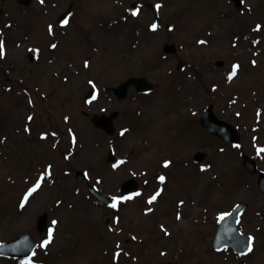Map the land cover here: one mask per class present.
<instances>
[{
    "label": "rangeland",
    "instance_id": "obj_1",
    "mask_svg": "<svg viewBox=\"0 0 264 264\" xmlns=\"http://www.w3.org/2000/svg\"><path fill=\"white\" fill-rule=\"evenodd\" d=\"M72 2L73 15L59 24ZM133 3L136 15L129 12ZM244 3L238 12L232 0H33L30 6L0 0L12 24L0 56V243L24 233L39 240L37 218L47 212L55 232L47 247L42 242L38 248L36 264H228L210 253L220 211L248 201L252 212L263 201L242 154L254 156L255 143L264 145V0ZM166 44H175L176 53L167 54ZM131 76L146 77L157 95L109 103L105 89ZM91 88L99 96L87 103ZM137 103L146 105L142 119L133 115ZM210 104L238 127L241 147L223 143L191 118ZM105 109L121 112L115 120L121 133L111 138L91 120ZM109 150L116 162L118 152L125 154L123 171L107 162ZM197 151L208 154L203 173L193 164ZM167 154L192 163L171 172V185L157 191L159 206H150L159 164L172 158ZM41 160L56 167L44 181L32 173ZM78 170L116 204L122 178L136 174L140 197L106 209L75 178ZM25 189L31 194L22 213ZM180 199L188 202L186 218L175 225ZM258 238L248 262L255 257L264 264V240Z\"/></svg>",
    "mask_w": 264,
    "mask_h": 264
},
{
    "label": "flooded vegetation",
    "instance_id": "obj_2",
    "mask_svg": "<svg viewBox=\"0 0 264 264\" xmlns=\"http://www.w3.org/2000/svg\"><path fill=\"white\" fill-rule=\"evenodd\" d=\"M72 5V11L74 10V7H75V4L74 2L71 3ZM70 7V6H69ZM72 13V12H71ZM73 15V14H72ZM70 16V15H69ZM12 32V24H11V21H10V18H9V13L6 15L5 11L3 8L0 7V40L3 41V45H4V48H7L8 45H9V40H10V33ZM32 33L35 32V29L31 31ZM118 86V85H117ZM113 87H116V86H113ZM132 95H135L136 97H139L141 95H136L134 92H130L129 93V97L126 99V100H123V99H119V98H114L110 95L107 94V101L110 103V102H116V103H124L126 101H130V96ZM145 111H146V105H142V104H135L134 105V109H133V115L134 117L138 115H141L140 117L144 116L145 115ZM105 112L106 114L109 112L108 109H105ZM196 113H199V111H195ZM195 112H192L195 113ZM204 112V111H203ZM110 113H115V120H117L120 115H121V112L119 110H110L109 114ZM195 113V115H196ZM203 115V113H202ZM191 118H194L193 120L197 123L198 127H200V123H199V120H200V117L199 118H196L194 116H192ZM140 119V118H139ZM67 123H70L71 120L67 119L66 120ZM33 133V129L30 127L29 130L27 131V134H32ZM41 134V132L39 133V135ZM132 156L135 155V152L133 151L131 153ZM171 157H169L170 159V162H168V166L165 167V164L161 163L159 164L160 167L158 168L159 169V172L156 173L154 175V178L157 182V187L154 189V191H157L163 184L166 185V187L170 186L172 183L171 181V172L175 171L176 174L177 172H180L181 170H183V168H187L188 167V162L186 159H182L181 157L180 158H174L173 155L171 154H168ZM120 158L122 160V163L120 165V170L123 168L126 167V165H128V161H127V158L125 157V155H120ZM70 159V158H68ZM259 162L261 163V166L264 167V158H258ZM127 161V162H126ZM31 162V161H30ZM37 164V163H36ZM196 171H198L199 169V164H196ZM35 167V166H34ZM33 167V168H34ZM51 168H55V163L53 162H43L42 160L41 161H38V164L36 165V171H32V173H36L35 176H40L41 177V180H44V176H45V172L46 171H49L51 170ZM175 168V169H174ZM122 169V171H123ZM263 172H264V169H261ZM59 172H61V170L59 169ZM199 172V171H198ZM65 176H68V177H72V170H67L66 173H64ZM54 176H57V173L54 175ZM51 175L49 174L47 176V178H50ZM137 177V178H136ZM161 177H163L164 179L161 180ZM122 178V177H121ZM138 176H136V174H132L131 177H127L126 179L125 178H122V182H121V185H120V189L118 190L119 192V196L121 197V194H120V190H121V186L123 185V183L127 180H130V179H136L138 180ZM256 179H258L257 176H255ZM27 181L29 182V179H27ZM257 182V180H256ZM260 193V192H259ZM118 196V194H117ZM156 196V195H154ZM261 198H262V202L260 203V207L259 209H256V210H252L251 212V207L253 208L252 204H248V201L245 202L244 204H246V210L245 212L241 215L240 219H239V223H238V229L240 230V232L242 234H244L245 236L247 237H252L253 238V251L250 252V253H247V254H240L238 252H236L237 249H234V248H231V247H222L223 246V242L219 239L218 242H217V249L214 245V240H215V237L217 235V232L220 228V224H221V217L226 213L224 212L222 215L220 214L219 218L217 219L216 222H214V230H213V234H212V239L210 241V253H212L213 255V258L214 259H218L219 261L221 260V258H223V260L225 262H228V264H257L256 262V259L254 257V260L252 261H249L248 262V257L250 256V254L252 253L254 255V252L257 248V245H258V240H260V238H258V234L261 235V238L264 240V195L260 194ZM140 195H138L137 197H134V195H130L128 196L127 198H121V201L119 203H126V202H129L131 200H134L136 198H139ZM130 198V199H129ZM160 200H161V196H156V199L155 200H152L151 201H155L154 202V207L155 206H159L160 204ZM241 204V203H240ZM176 206V209H175V212H174V216H173V219L174 221L176 222L175 225L178 224V219L179 218H183L185 220L186 216H185V212L182 211V209L184 207H187L188 206V202L186 200H178L175 204ZM237 205H234L233 207H229L227 208L226 210H228L227 213H230ZM155 212V210H152L150 211V214H153ZM221 212V211H220ZM179 217V218H178ZM203 219H204V212H203V215H202ZM167 235L170 237L171 234H172V231H169L167 228ZM224 242H233V239L231 237L229 238H226L224 240ZM225 246V245H224ZM235 248H237V245L234 241V245H233ZM222 247V248H221ZM260 251L263 252L264 251V246L262 245L261 248H260ZM7 259V258H6Z\"/></svg>",
    "mask_w": 264,
    "mask_h": 264
},
{
    "label": "water",
    "instance_id": "obj_3",
    "mask_svg": "<svg viewBox=\"0 0 264 264\" xmlns=\"http://www.w3.org/2000/svg\"><path fill=\"white\" fill-rule=\"evenodd\" d=\"M236 6L238 9L241 7V0H234ZM22 4H29L30 2L28 0H21ZM166 52H174L175 48L173 46H166L165 48ZM134 86L135 90L137 92H148L151 91L154 87L146 80L145 78H130L128 79L123 85H121L118 89L110 90L111 93L115 94L116 96L120 98H125L127 95L128 89ZM115 117V115H112L111 117H105V116H95L93 118V122L96 127L104 129L109 134L114 133L113 123L112 120ZM202 125L210 130L212 133L226 139L229 141H232L234 143H240V137L238 133H236V130L221 121H219L211 112H208L205 117L201 121ZM197 159H202V157H198ZM111 160V158L109 159ZM244 166L248 170L254 172L253 170V164L248 159V156H244ZM78 177L85 183L87 186L88 191L97 197V199L107 205L111 204V201L107 199L106 197L100 195L96 189L92 188L87 179L86 176L82 173H78ZM263 182V181H262ZM261 182V188L263 189L264 183ZM132 182L127 183L124 186V189L129 191L130 189H135V185H131ZM131 185V186H130ZM243 210V208L237 209L232 215L227 217V220L222 227V233L223 235L227 234L228 236H231V238L234 240L235 238H238V233L236 230L237 221L239 218L240 212ZM47 216L44 215L39 219L38 223V230L42 233V237L46 234V226H47ZM227 223V224H226ZM226 237V236H224ZM245 245V243H244ZM36 247V242L30 237V236H24L21 237L19 240L12 242L11 244H6L0 247V253H7L11 254L12 252L19 251L21 252V249H23L25 252V255H30L33 251V249ZM20 249V250H19ZM27 253V254H26ZM17 255V254H16Z\"/></svg>",
    "mask_w": 264,
    "mask_h": 264
},
{
    "label": "snow or ice",
    "instance_id": "obj_4",
    "mask_svg": "<svg viewBox=\"0 0 264 264\" xmlns=\"http://www.w3.org/2000/svg\"><path fill=\"white\" fill-rule=\"evenodd\" d=\"M41 3H43V0H41ZM159 7V6H158ZM133 15H136V13L134 12ZM67 20H65L63 23L64 24H67ZM157 27V25H152V28L153 30H155V28ZM50 31H51V28H50ZM200 43H204V41H200ZM3 41L0 40V56L3 55ZM53 47H55V45H53ZM238 68V66H234L233 67V72L230 74L229 76V79H231L233 76H235L236 74V69ZM123 134V133H122ZM261 151H264V149H261ZM122 163V162H121ZM168 166V162H165V167ZM164 178L161 177V180H163ZM31 191H35V189H32ZM31 194V192L29 193ZM156 195H159V193H157ZM130 199V198H129ZM156 199V196H153L152 197V200H155ZM151 203V201H149ZM113 208H115L117 206V204L114 202L112 205H111ZM179 218V217H178ZM55 223V222H54ZM52 242V232L51 230L49 231V234H48V239H46L43 244H42V247H47L48 244H50ZM253 251V238L252 237H249L248 238V246H247V252L250 253ZM243 254H247V253H242Z\"/></svg>",
    "mask_w": 264,
    "mask_h": 264
}]
</instances>
